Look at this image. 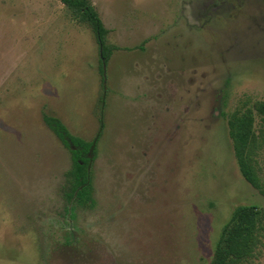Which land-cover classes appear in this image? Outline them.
Segmentation results:
<instances>
[{"label": "rangeland", "instance_id": "1", "mask_svg": "<svg viewBox=\"0 0 264 264\" xmlns=\"http://www.w3.org/2000/svg\"><path fill=\"white\" fill-rule=\"evenodd\" d=\"M91 1L107 63L61 1L0 0V264H211L234 210L264 211L228 124L264 102V0ZM46 116L102 132L87 206Z\"/></svg>", "mask_w": 264, "mask_h": 264}, {"label": "trees", "instance_id": "2", "mask_svg": "<svg viewBox=\"0 0 264 264\" xmlns=\"http://www.w3.org/2000/svg\"><path fill=\"white\" fill-rule=\"evenodd\" d=\"M74 13L75 17L90 24L98 37L104 63H107L116 46L107 45L108 30L104 26L91 0H59ZM257 111L264 119V102L254 109L234 113L229 121V133L235 156L245 180L264 195V183L259 176L258 152L261 141L255 132ZM45 123L72 154L73 168L67 174L68 200L75 206H87L92 202V162L88 156L95 153L102 132L91 142L73 137L56 118L45 117ZM264 237V211L256 206L237 207L223 228L211 264H249L257 257Z\"/></svg>", "mask_w": 264, "mask_h": 264}]
</instances>
